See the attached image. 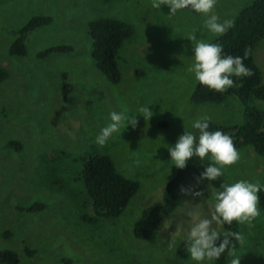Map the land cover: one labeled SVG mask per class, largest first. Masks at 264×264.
<instances>
[{
    "label": "rangeland",
    "instance_id": "rangeland-1",
    "mask_svg": "<svg viewBox=\"0 0 264 264\" xmlns=\"http://www.w3.org/2000/svg\"><path fill=\"white\" fill-rule=\"evenodd\" d=\"M249 1L217 0L213 14L221 23L230 21ZM169 12L166 5L152 8L151 0H0V64L8 71L0 82V249L14 250L18 264H198L184 242L190 214L210 218L215 190L191 170L176 187V209L162 217L150 237L135 238L132 223L161 202L165 184L177 172L168 147L185 130L197 135L192 124L204 116L224 125L241 123L246 104L233 97L221 103L190 101L196 83L188 71L192 47L217 34L205 27L204 14L190 8ZM35 15H49L51 21L28 34L23 56L10 55L12 31ZM101 17L133 28L119 49L120 79L114 84L90 55L88 22ZM193 33L196 40L189 41ZM56 45L71 49L38 55ZM252 56L264 81V40ZM63 83L69 87L65 96ZM253 104L264 112L263 100ZM141 107L154 113L148 121ZM113 112L127 119L100 146L95 139L112 123ZM133 117L135 127L127 125ZM10 141L19 142V148L10 147ZM237 151L239 161L222 169L227 184L243 180L264 186V155L251 146ZM91 152L109 156L118 172L138 181L117 217L96 218L83 202L78 178L81 161ZM181 188L202 195L182 194ZM257 196L259 215L251 225L238 223L240 264H264V189ZM34 202L43 207L25 209ZM234 258L229 255L227 264Z\"/></svg>",
    "mask_w": 264,
    "mask_h": 264
},
{
    "label": "trees",
    "instance_id": "trees-1",
    "mask_svg": "<svg viewBox=\"0 0 264 264\" xmlns=\"http://www.w3.org/2000/svg\"><path fill=\"white\" fill-rule=\"evenodd\" d=\"M51 21L49 15H35L16 30L12 31L14 38L8 45L10 55L25 54V40L28 34L35 28L48 24ZM232 26L222 35H217L207 43L222 46V56L244 57L249 54L243 63L252 71L251 76L231 77L234 81L232 87L224 92L209 90L206 86L195 83L190 93L192 103H221L228 97L239 100L244 105L242 109L241 123L224 125L209 121L208 131H222L228 135L236 149L251 146L258 155H264V112L254 103L255 100L264 101V81L261 72L255 64L252 50L260 40H264V0H250L230 19ZM88 34L90 37V55L97 70L105 75L110 83H117L120 79V71L117 66L118 52L123 43L133 35V28L127 22L111 17H101L88 22ZM68 45H56L45 48L38 53L44 56L49 52H64L70 50ZM137 70H135V73ZM8 76V71L0 64V82ZM68 84H62V95L68 91ZM196 130V129H195ZM197 131V141L199 130ZM8 145L18 149L20 143L10 141ZM206 156L201 160L193 156L183 169H177L176 174L165 184L163 197L160 203L154 204L146 214L132 223V234L137 239L150 237L164 215L172 213L178 205L176 187L182 181L185 171L191 170L198 177L211 163ZM84 193V204L91 207L95 217L113 218L119 216L126 207L129 199L138 189V181L124 176L116 170L109 156L97 152L88 153L81 161L79 178ZM201 180V179H200ZM202 181L212 187L215 192L222 190L221 184H227L223 175L214 181ZM42 203L34 202L25 207L26 210H39ZM84 221H90L85 215H80ZM225 231L239 235V224L221 225L220 239L223 240ZM234 250L240 246V240L229 237ZM220 241H217L219 244ZM25 252L31 255L33 250L25 248ZM229 254L226 250L219 259L210 261V264H227ZM19 258L12 249H0V263L18 264Z\"/></svg>",
    "mask_w": 264,
    "mask_h": 264
},
{
    "label": "clouds",
    "instance_id": "clouds-1",
    "mask_svg": "<svg viewBox=\"0 0 264 264\" xmlns=\"http://www.w3.org/2000/svg\"><path fill=\"white\" fill-rule=\"evenodd\" d=\"M217 0H151V7L160 9L162 5L169 7V16H173L178 10L190 8L197 13L204 14L207 19L204 21L205 27L213 34L222 35L232 26V21L225 20L219 22V17L213 14ZM189 41L196 40L195 33L187 38ZM223 49L219 44L197 41L192 47L193 63L188 69L194 75V79L200 85L206 86L209 90L224 92L232 87L234 81L231 77L251 76L252 71L246 67L243 60L247 58L246 51L244 57H233L231 55L222 56ZM139 112L145 121H148L154 113L148 107H141ZM112 123L101 130L100 135L95 139V143L103 146L112 133L119 131L122 122L127 119L123 113L113 112L110 114ZM210 117L204 116L197 119L192 124V128L199 130V138L191 132L185 130L174 146L168 147L172 165L178 169L186 167V163L193 156L203 160L210 156L213 161L200 174L199 179L214 181L220 177L222 169L236 164L240 159V154L235 148L232 139L222 131H208ZM138 123L133 117L127 125L135 127ZM127 125H124L126 128ZM219 190L214 193V206L210 218H200L198 213L190 214L191 228L186 242V251L193 261L202 264L204 261L219 259L227 250L230 256L235 258L231 264H240V257L236 256L234 247L231 246L229 237L242 239L236 233L225 231L223 240L221 234L212 225L228 224L234 221L241 224L251 225L253 220L259 215L257 192L264 189L259 183L238 181L234 184H221ZM182 194H192L201 196V192H192L191 189L181 188ZM217 241H220L217 244Z\"/></svg>",
    "mask_w": 264,
    "mask_h": 264
}]
</instances>
